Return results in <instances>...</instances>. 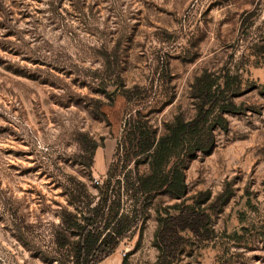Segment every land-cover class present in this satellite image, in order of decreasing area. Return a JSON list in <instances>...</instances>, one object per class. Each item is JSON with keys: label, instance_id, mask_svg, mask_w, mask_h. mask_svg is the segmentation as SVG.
Segmentation results:
<instances>
[{"label": "rangeland", "instance_id": "obj_1", "mask_svg": "<svg viewBox=\"0 0 264 264\" xmlns=\"http://www.w3.org/2000/svg\"><path fill=\"white\" fill-rule=\"evenodd\" d=\"M205 71L240 76L241 111L184 162L186 194L156 195L141 233L100 264H153L158 213L204 191L214 237L174 264H264V0H0V264H71L56 244L64 185L95 191L130 115L157 133L194 116ZM80 134L104 138L90 169Z\"/></svg>", "mask_w": 264, "mask_h": 264}, {"label": "trees", "instance_id": "obj_2", "mask_svg": "<svg viewBox=\"0 0 264 264\" xmlns=\"http://www.w3.org/2000/svg\"><path fill=\"white\" fill-rule=\"evenodd\" d=\"M116 79L121 84L119 75ZM193 88L194 116H174L162 133H157L139 113L124 120L115 159L105 177L94 182V192L80 180L71 179L64 185L71 209L60 212L62 230L56 233V244L68 248L71 264H98L114 254L120 242L135 230L141 233L156 195L181 198L186 194L184 162L214 147V130L227 129L224 114L242 109L232 98L247 90L242 88L237 73L217 77L206 71L195 79ZM138 90L122 88L120 92L130 102L139 96ZM103 140L79 135L82 166L92 167L95 151ZM208 195L207 191L201 192L190 202L182 200L158 213L153 239L158 256L153 264H174L193 240L202 243L214 237L207 208L201 207ZM121 264H126L125 256Z\"/></svg>", "mask_w": 264, "mask_h": 264}, {"label": "crops", "instance_id": "obj_3", "mask_svg": "<svg viewBox=\"0 0 264 264\" xmlns=\"http://www.w3.org/2000/svg\"><path fill=\"white\" fill-rule=\"evenodd\" d=\"M113 254V253H112ZM112 254L110 255V256H108L107 258H105L103 261H101L100 263H102V262H104L105 260H110V258H112L115 254H116V252L113 254V256H112ZM113 260H115V262H116V264H119L120 263V259H119V257H117L116 259H113ZM100 263H98V264H100ZM112 263H114V262H112Z\"/></svg>", "mask_w": 264, "mask_h": 264}]
</instances>
